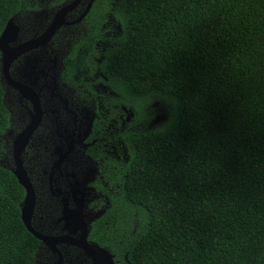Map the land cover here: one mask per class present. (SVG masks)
I'll use <instances>...</instances> for the list:
<instances>
[{"label": "trees", "instance_id": "16d2710c", "mask_svg": "<svg viewBox=\"0 0 264 264\" xmlns=\"http://www.w3.org/2000/svg\"><path fill=\"white\" fill-rule=\"evenodd\" d=\"M24 0H0V31ZM107 67L166 121L130 138L132 264H264V0H114ZM0 86V134L6 124ZM0 166V264H31Z\"/></svg>", "mask_w": 264, "mask_h": 264}, {"label": "flooded vegetation", "instance_id": "af4514ba", "mask_svg": "<svg viewBox=\"0 0 264 264\" xmlns=\"http://www.w3.org/2000/svg\"><path fill=\"white\" fill-rule=\"evenodd\" d=\"M113 1L24 0L0 31V166L22 188L20 220L31 198V264H132L130 138L169 113L129 98L107 67Z\"/></svg>", "mask_w": 264, "mask_h": 264}, {"label": "water", "instance_id": "95a60500", "mask_svg": "<svg viewBox=\"0 0 264 264\" xmlns=\"http://www.w3.org/2000/svg\"><path fill=\"white\" fill-rule=\"evenodd\" d=\"M62 12H64V11H62ZM14 174L17 177L19 184L24 186L25 184L21 180L19 173H18V170ZM30 200H31V198L28 195V189H27V197L25 198L24 205L21 208V220L28 230H29V227H28V216L27 215H29V213L31 211Z\"/></svg>", "mask_w": 264, "mask_h": 264}, {"label": "rangeland", "instance_id": "374dc122", "mask_svg": "<svg viewBox=\"0 0 264 264\" xmlns=\"http://www.w3.org/2000/svg\"><path fill=\"white\" fill-rule=\"evenodd\" d=\"M155 102H158L159 103V107L164 110L165 113H169L168 111L170 110V107L168 105H164L165 103L162 102L161 100H154V99H151L149 100V103H155Z\"/></svg>", "mask_w": 264, "mask_h": 264}]
</instances>
